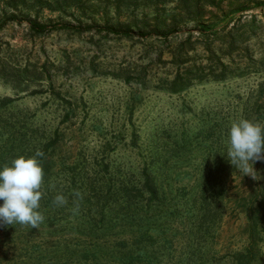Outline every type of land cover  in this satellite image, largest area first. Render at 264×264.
I'll list each match as a JSON object with an SVG mask.
<instances>
[{
  "label": "rangeland",
  "instance_id": "374dc122",
  "mask_svg": "<svg viewBox=\"0 0 264 264\" xmlns=\"http://www.w3.org/2000/svg\"><path fill=\"white\" fill-rule=\"evenodd\" d=\"M239 118L264 123V0H0V170L45 156V220L0 227V264H264V161L253 179L226 156Z\"/></svg>",
  "mask_w": 264,
  "mask_h": 264
},
{
  "label": "clouds",
  "instance_id": "9594fccd",
  "mask_svg": "<svg viewBox=\"0 0 264 264\" xmlns=\"http://www.w3.org/2000/svg\"><path fill=\"white\" fill-rule=\"evenodd\" d=\"M225 143L229 162L243 175L256 179L253 164L264 161V123L246 118L230 121ZM43 156V151L37 149L33 156L20 155L0 170V226L20 224L39 229L44 222V215L38 211L45 194L44 170L37 159ZM49 187L55 188V184ZM73 195L75 207L71 211L76 214L83 195L78 190ZM53 203L59 207L68 201L63 194H57Z\"/></svg>",
  "mask_w": 264,
  "mask_h": 264
},
{
  "label": "trees",
  "instance_id": "16d2710c",
  "mask_svg": "<svg viewBox=\"0 0 264 264\" xmlns=\"http://www.w3.org/2000/svg\"><path fill=\"white\" fill-rule=\"evenodd\" d=\"M15 22V23H21L20 20L17 19V17L13 14L8 15L7 17H4L2 19L1 22V26L5 25L7 22ZM27 26L28 29L32 32V34L36 35V36H40L43 35L45 33L48 32H52V31H56V30H70V31H74L77 33H81L82 31H95L96 33H105V34H110V35H114V36H118V37H124V38H131L135 35V33L132 31L131 28L129 27H121V26H115V25H110V24H104V25H96V24H90V25H86V26H82V25H72L70 23H65V22H52V21H47V22H40L37 20H29L27 21ZM203 32H205L206 30H202ZM140 37H145L147 36V33L145 32H141L139 33ZM198 77H195V75H189V74H184L183 76H175L171 82L166 84V88L169 92L171 93H177V92H181L185 89H187L189 86H191L193 79H196ZM200 78V77H199ZM20 79H23L24 82H26V80L28 79L25 76H22ZM19 79V81H20ZM23 82V83H24ZM21 85H19L20 87ZM26 86V85H25ZM6 100H8V97H4L3 98V102H6ZM37 159L39 160L41 165H44V160H45V156L43 157H37ZM43 161V162H42ZM43 167V166H42ZM44 170V178H45V169ZM154 179L148 178L144 185L139 189V198H142V196H144V191L147 190L148 192V196L147 198V205L149 206L152 202H156L158 200V194H157V189L156 187H154ZM134 198H136V196H133ZM3 204V201L0 200V205ZM136 215H138V213L134 214L133 216L136 217ZM144 219V217H142ZM2 227V226H0ZM147 227H144L143 230H147ZM139 234L142 236L143 235V231L139 230ZM128 243H124L123 244V248H126V246H128ZM135 245L137 246H141L142 242H136L135 241ZM121 250V249H120ZM138 258H141V256L139 255ZM132 256L130 253H125L122 254L120 256V258L118 259L117 263L118 264H132L131 262Z\"/></svg>",
  "mask_w": 264,
  "mask_h": 264
}]
</instances>
